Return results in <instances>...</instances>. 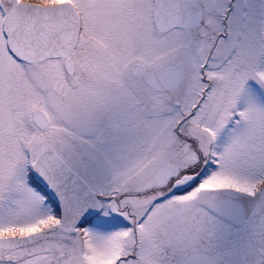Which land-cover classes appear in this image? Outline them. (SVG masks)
Here are the masks:
<instances>
[{
	"label": "snow or ice",
	"instance_id": "snow-or-ice-1",
	"mask_svg": "<svg viewBox=\"0 0 264 264\" xmlns=\"http://www.w3.org/2000/svg\"><path fill=\"white\" fill-rule=\"evenodd\" d=\"M0 264H264V0H0Z\"/></svg>",
	"mask_w": 264,
	"mask_h": 264
}]
</instances>
